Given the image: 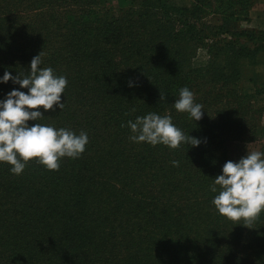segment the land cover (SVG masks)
<instances>
[{"label":"trees","instance_id":"trees-1","mask_svg":"<svg viewBox=\"0 0 264 264\" xmlns=\"http://www.w3.org/2000/svg\"><path fill=\"white\" fill-rule=\"evenodd\" d=\"M123 1L115 14L110 0H0V79L30 74L42 51L39 67L68 81L63 110L40 108L45 118L27 123L89 138L58 171L33 158L15 175L0 162V264H264V210L245 227L218 213L220 187L211 191L223 165L238 162L227 143L264 130V98L254 104L264 97V30L237 29L251 3ZM213 15L221 24L204 26ZM205 43L207 65L193 67L189 48ZM256 65L263 73L244 94L243 68ZM182 87L203 105L201 120L174 108ZM13 89L28 91L0 82V100ZM152 112L201 144L131 141L127 122Z\"/></svg>","mask_w":264,"mask_h":264},{"label":"clouds","instance_id":"clouds-1","mask_svg":"<svg viewBox=\"0 0 264 264\" xmlns=\"http://www.w3.org/2000/svg\"><path fill=\"white\" fill-rule=\"evenodd\" d=\"M42 55L41 51L32 58L30 74L12 76L5 71L0 79L2 83L11 80L28 90L25 93L13 89L4 100H0V162L11 165L10 170L15 175L22 174L27 162L33 158H37L47 170L58 171L62 158H80L89 143L84 131L76 135L65 128L56 129L40 123L29 126L27 123L45 118L40 108L44 111H56L57 107L62 111L64 108L61 97L68 84L67 78L54 75L50 67H39ZM129 86H132L131 82ZM159 101H167V96L161 91ZM174 108L179 113H188L195 121L204 116L203 105L195 103L194 93L188 87L180 88ZM127 123L132 132L129 139L136 143L163 144L173 150H179L183 144L192 147L201 144L200 139L177 128L170 115L161 116L152 112ZM172 164L179 166V161H172ZM217 185L220 187L219 194L212 203L218 213L230 221L252 228L251 225L258 221L264 210V152L247 149V154L238 162L227 161L222 174L214 179L212 192H217Z\"/></svg>","mask_w":264,"mask_h":264},{"label":"rangeland","instance_id":"rangeland-1","mask_svg":"<svg viewBox=\"0 0 264 264\" xmlns=\"http://www.w3.org/2000/svg\"><path fill=\"white\" fill-rule=\"evenodd\" d=\"M169 6L178 7V8H190L192 5V0H166ZM251 3L250 7L246 9V14L243 15V19H241L237 23L238 30L244 31H260L264 30V0H249ZM120 4L126 5L123 0H110L109 7L116 14V10L119 8ZM138 4V3H137ZM221 24L220 16H210L207 17L203 21L204 26H216ZM228 39V38H227ZM242 43H245L244 41ZM192 45V43H190ZM248 46H252V44H247ZM191 61L193 67H204L207 65L209 54L207 53L206 43L204 46H200L199 44L193 48H189ZM259 60L264 62V52L258 54ZM243 78L240 83V88L242 93L250 94L254 92V86L252 83L247 80L252 77V73L262 74L263 66H245L243 68ZM264 79H261L257 82V85L261 87L264 85ZM264 97H259L254 100V104L257 106H261L262 100ZM260 128L264 127V112L256 121ZM264 146V130L260 133L259 137H257L256 141L247 142L245 139L241 140H232L227 143V153L228 155L236 160L247 154L248 151H260L259 149Z\"/></svg>","mask_w":264,"mask_h":264}]
</instances>
